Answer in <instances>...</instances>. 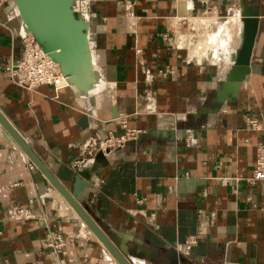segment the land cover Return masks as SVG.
I'll return each mask as SVG.
<instances>
[{
  "label": "crops",
  "instance_id": "crops-1",
  "mask_svg": "<svg viewBox=\"0 0 264 264\" xmlns=\"http://www.w3.org/2000/svg\"><path fill=\"white\" fill-rule=\"evenodd\" d=\"M83 1L101 72L88 92L9 79L20 19L0 0V114L45 170L0 123V264H120L51 181L70 195L79 170L78 205L129 264H264V181L246 179L264 136V0H131L130 16L123 0ZM246 28L248 71L221 98ZM121 116L135 136L71 168ZM50 230L76 233L65 254L47 249Z\"/></svg>",
  "mask_w": 264,
  "mask_h": 264
},
{
  "label": "built area",
  "instance_id": "built-area-1",
  "mask_svg": "<svg viewBox=\"0 0 264 264\" xmlns=\"http://www.w3.org/2000/svg\"><path fill=\"white\" fill-rule=\"evenodd\" d=\"M131 0H123V8L125 13L130 16ZM71 10L73 14L86 22L88 12L86 3L83 0H71ZM11 14L19 17V12L14 6ZM87 29V28H86ZM87 33V30H86ZM18 35L22 46L21 57L16 61H9L5 69L9 79L16 85L32 88L42 83H49L55 86L65 85L66 75L57 61L52 59L49 54L43 50L33 34L24 29L19 24ZM118 123L122 131L118 134L106 133L105 135H88L79 144V154L77 157L70 159L69 165L73 169H77L86 163L89 156L96 152L107 154L113 148L123 144L128 138L135 136L137 129L128 127L124 117L118 118ZM248 127L256 128L257 121L253 118H247ZM29 168H32L31 163H27ZM248 181L260 180L264 181V136L255 142L254 164L251 173L246 176ZM135 201L140 203L142 197H136ZM11 217H29V211L20 206H12L9 210ZM76 236V233L67 232L60 233L50 230L47 233L46 247L53 253L65 254L66 241H71ZM196 239L194 235H189L183 242L184 250L189 249ZM66 264H70L67 262Z\"/></svg>",
  "mask_w": 264,
  "mask_h": 264
},
{
  "label": "water",
  "instance_id": "water-1",
  "mask_svg": "<svg viewBox=\"0 0 264 264\" xmlns=\"http://www.w3.org/2000/svg\"><path fill=\"white\" fill-rule=\"evenodd\" d=\"M20 16L21 22L27 26L34 38L41 45L49 56L58 62L62 71L67 74L63 66L67 63L66 50H72L73 41L76 40L75 30L87 37V24L81 18L75 16L71 10V0H13ZM22 24V23H21ZM251 31L245 29L241 46L239 47L236 59L228 68L225 78L218 84L216 89L218 95L223 98L227 93H234L237 83L248 71V55L250 50ZM66 48L65 51L63 49ZM62 49V50H61ZM0 123L6 128L10 135L24 149L34 163L45 172L42 163L30 151L20 136L13 130L9 123L0 114ZM100 153V152H98ZM49 176V175H48ZM85 173L81 170L73 177L72 190L69 195L58 183L51 181L70 203L76 213L90 227L94 234L102 241L106 248L112 253L120 264L129 262L111 245L101 231L91 222L83 212L77 201L80 200L82 188L85 184Z\"/></svg>",
  "mask_w": 264,
  "mask_h": 264
},
{
  "label": "bare ground",
  "instance_id": "bare-ground-1",
  "mask_svg": "<svg viewBox=\"0 0 264 264\" xmlns=\"http://www.w3.org/2000/svg\"><path fill=\"white\" fill-rule=\"evenodd\" d=\"M21 23L22 27L26 29V24L24 22ZM75 32L76 40L73 41L72 50L69 52L66 48L63 49V51L66 50L67 56V63L63 66L65 71H67L64 80H66L67 84L77 87L80 92H88L91 91V89H96L97 85L95 88L90 87L93 82L95 84L99 82L101 72L95 63V58L90 48L88 38L86 35L80 34L78 29L75 30Z\"/></svg>",
  "mask_w": 264,
  "mask_h": 264
},
{
  "label": "rangeland",
  "instance_id": "rangeland-1",
  "mask_svg": "<svg viewBox=\"0 0 264 264\" xmlns=\"http://www.w3.org/2000/svg\"><path fill=\"white\" fill-rule=\"evenodd\" d=\"M97 84H98V83H97ZM97 84H95V83L93 82L90 88H95ZM94 85H95V86H94Z\"/></svg>",
  "mask_w": 264,
  "mask_h": 264
}]
</instances>
